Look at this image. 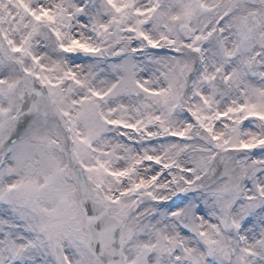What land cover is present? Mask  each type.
<instances>
[{"label": "snow or ice", "instance_id": "1", "mask_svg": "<svg viewBox=\"0 0 264 264\" xmlns=\"http://www.w3.org/2000/svg\"><path fill=\"white\" fill-rule=\"evenodd\" d=\"M0 264H264V0H0Z\"/></svg>", "mask_w": 264, "mask_h": 264}]
</instances>
